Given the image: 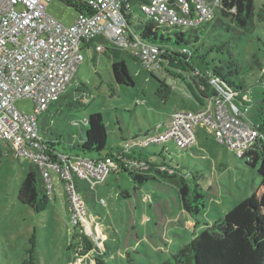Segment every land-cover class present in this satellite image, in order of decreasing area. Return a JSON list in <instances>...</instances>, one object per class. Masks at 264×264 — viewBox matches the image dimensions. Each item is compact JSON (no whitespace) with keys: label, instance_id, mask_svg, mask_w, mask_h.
Segmentation results:
<instances>
[{"label":"rangeland","instance_id":"obj_1","mask_svg":"<svg viewBox=\"0 0 264 264\" xmlns=\"http://www.w3.org/2000/svg\"><path fill=\"white\" fill-rule=\"evenodd\" d=\"M262 6L264 0H254L255 27L250 33L229 27L218 9L215 15L223 24H206L198 32V42L190 46L196 51L191 61L198 69L216 65L232 71L230 76L224 74L222 81L240 86L237 92L249 100L246 117L252 124L259 122L258 109L264 100V22L256 16ZM46 12L64 25L71 24L78 14L62 0L50 1ZM129 23L135 26V19L129 18ZM104 52L97 53L95 61L91 50L84 51V59L65 86L56 108L39 117L43 138L55 140L61 136L56 147L62 148L65 140L74 138L80 122L94 112L101 114L107 147H112L121 138L142 136L155 131L159 124L166 126L175 111H194L201 106L183 80L174 79L162 66L155 69L153 76L150 69L127 52L121 56L134 85L116 83L111 74L112 58ZM180 73L187 78L186 72ZM159 80L172 86L166 101L155 93ZM234 102L244 107L238 99ZM15 106L29 113L33 102L20 98ZM195 131L197 138L189 149L182 150L172 142L152 144L146 149L167 152L179 164L197 172L209 194L203 213L215 219L247 197L252 185L259 183L258 164L248 165L205 127L197 125ZM0 148V264H160L203 228L191 222L168 182L148 181L135 187L123 172L109 175L91 193L81 190L92 233L87 234L82 228L91 247V252H87L81 246L80 228L74 234L64 187L58 178L53 174L54 188L47 208L34 212L17 199L31 161L16 156L15 150L4 142ZM221 163L225 166L220 167ZM80 186L84 187L85 182L77 184Z\"/></svg>","mask_w":264,"mask_h":264},{"label":"built area","instance_id":"obj_2","mask_svg":"<svg viewBox=\"0 0 264 264\" xmlns=\"http://www.w3.org/2000/svg\"><path fill=\"white\" fill-rule=\"evenodd\" d=\"M50 1L0 0V143L38 166L51 196L54 174L64 187L70 223L80 228V234H85L83 227L92 234L77 184L85 182L94 189L106 181L113 163L108 157L70 156L59 151V140L41 136L38 119L49 103L59 100L84 59L86 45L93 43L96 52L106 46L129 52L151 71L165 49L142 42L127 30L123 14L127 0H62L80 9L69 25L46 12ZM139 7L154 23L184 30L210 21L221 1L145 0ZM210 83L215 92L198 109L175 111L166 126L159 124L155 131L138 137L136 144L172 142L185 150L196 141L195 126L199 125L238 156L250 149L258 132L246 117L247 105L239 108L233 103L236 92L222 78L210 77ZM20 98L32 100L31 112L15 106Z\"/></svg>","mask_w":264,"mask_h":264},{"label":"trees","instance_id":"obj_3","mask_svg":"<svg viewBox=\"0 0 264 264\" xmlns=\"http://www.w3.org/2000/svg\"><path fill=\"white\" fill-rule=\"evenodd\" d=\"M144 1H126L124 7L127 9L123 8V14L128 20L127 30L137 35L142 42L163 47L165 51L158 56L156 68L162 66L174 79L183 80L195 100L202 105L203 101L211 97L216 89L210 83V77L223 78L224 74L230 76L232 71L221 69L216 65L211 69L206 67L198 69L192 64L191 59L196 51L190 46L198 42V32L204 30L212 21L213 24H223V22L218 15H215L210 21L197 28L182 30L165 27L154 23L151 18L142 13L139 6ZM220 1V15L227 18L229 27H237L243 33L253 31L255 27L254 0ZM67 5L73 6L77 12L80 10L77 4L68 2ZM256 16L264 22V6L260 8ZM129 18L135 19V26H131ZM91 45L95 51L94 45L92 43ZM175 47H179V50H175ZM105 52L112 58L113 80L119 84L133 86L134 81L121 56V53L125 51L106 46ZM93 59L96 58L93 57ZM172 68L176 71L171 70ZM154 71H151L153 76ZM180 71L186 72L187 78L183 77ZM231 83L232 89L236 92L233 103L235 104L234 99H238L241 105L248 106L249 100H244L245 95L237 92L240 91V86L233 81ZM171 91L170 84L165 80H159L155 91L159 98L166 101ZM55 103L57 101L49 103L45 112L54 109ZM258 112L260 120L253 124L258 132L255 144L238 157L244 159L250 166L258 164L257 173L260 181L252 185L247 197L235 204L222 217L215 219L203 213L209 194L200 183L197 172H191L167 152L148 151L146 147L139 146L136 144V139L140 137L137 134L121 138L117 144L107 147V130L99 112L85 117V120L80 122L79 132L75 133V137L65 140L62 148L57 147V149L70 156L108 157L113 163L109 175H119L124 172L135 187H141L148 181H164L174 188L181 208L195 225H202L203 228L195 232L189 242L174 250L170 257L160 264H264V100ZM150 131L144 132L143 135ZM224 166L225 163L220 164V167ZM50 197L38 166L31 162L19 186L17 199L39 213L47 208ZM76 229L73 227L75 235H77ZM80 236L82 248L87 252L90 251L91 247L86 236L82 234Z\"/></svg>","mask_w":264,"mask_h":264},{"label":"crops","instance_id":"obj_4","mask_svg":"<svg viewBox=\"0 0 264 264\" xmlns=\"http://www.w3.org/2000/svg\"><path fill=\"white\" fill-rule=\"evenodd\" d=\"M93 44V43H92ZM94 45V44H93ZM87 47L84 49V51H86V50H91L92 51V57H95L96 59H97V53H101V52H96L95 53V51H93V46L91 45V43L89 44V45H86ZM104 53H106V52H104ZM62 95V94H61ZM61 97V96H60ZM57 103H58V101H57ZM57 103H55V105L57 104ZM56 108V107H55ZM45 113H47V112H44L43 114H45ZM49 113V112H48ZM47 116H49V115H47ZM47 116L45 117V118H47ZM169 120V119H168ZM49 123H50V121H49ZM195 134H196V131H195ZM196 138H197V136H196ZM71 139V138H70ZM56 140H59L60 141V138H57ZM61 142V141H60ZM189 149V148H188ZM90 157V156H89ZM92 157H96V156H92ZM211 181H209L208 182V184L210 183ZM61 184V183H60ZM210 185V184H209ZM213 185H215V182L213 181ZM254 185V184H253ZM256 185V184H255ZM83 186H80L79 187V190H80V192L82 193V191L81 190H83V189H88V191H90V193L91 192H93L94 190H95V188L94 189H90V187L87 185V183H85V186L82 188ZM213 187V186H212ZM211 186H209V188H212ZM67 202V201H66ZM67 205V204H66ZM204 212V211H203ZM205 214V213H204ZM190 220H191V222L192 223H194V221L190 218ZM195 224V223H194ZM197 232V231H196ZM88 252H91V250L90 251H88Z\"/></svg>","mask_w":264,"mask_h":264}]
</instances>
